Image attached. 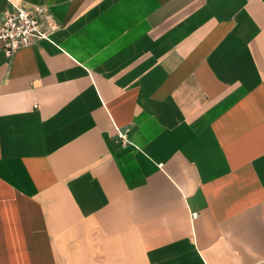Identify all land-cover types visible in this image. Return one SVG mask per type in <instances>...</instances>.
Segmentation results:
<instances>
[{"label":"crops","instance_id":"1","mask_svg":"<svg viewBox=\"0 0 264 264\" xmlns=\"http://www.w3.org/2000/svg\"><path fill=\"white\" fill-rule=\"evenodd\" d=\"M35 7L50 40L0 44V264H264V0L0 24Z\"/></svg>","mask_w":264,"mask_h":264},{"label":"built area","instance_id":"2","mask_svg":"<svg viewBox=\"0 0 264 264\" xmlns=\"http://www.w3.org/2000/svg\"><path fill=\"white\" fill-rule=\"evenodd\" d=\"M45 9L35 7L32 10L26 8H14L6 11L4 21L0 24V44L7 56L15 51L28 47L37 39L50 40L51 29H42L39 18L43 17ZM122 144H126L124 137H120ZM196 217V213L192 214Z\"/></svg>","mask_w":264,"mask_h":264}]
</instances>
